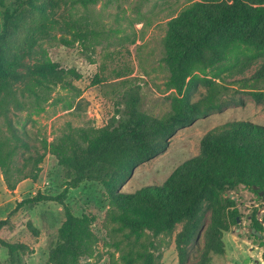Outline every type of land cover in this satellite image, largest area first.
I'll return each mask as SVG.
<instances>
[{
  "label": "trees",
  "instance_id": "1",
  "mask_svg": "<svg viewBox=\"0 0 264 264\" xmlns=\"http://www.w3.org/2000/svg\"><path fill=\"white\" fill-rule=\"evenodd\" d=\"M95 2L15 0L5 11L0 31V95L4 93L0 115L5 117L11 136L0 134V170L13 192L22 181H38L46 153H50L65 179L59 195L38 192L18 202L14 212L45 202L61 205L65 219L45 264H80L93 256L98 241L93 230L96 217L91 213L76 215L67 199L71 190L96 181L105 190L111 220L129 231L125 264H159L160 257L152 252L154 242L140 244L139 239L145 232L154 237L171 234L178 223H183L176 237L180 264H216L215 257L225 255L224 233L239 223L240 211L231 194L244 186L264 198V125L245 120L218 125L201 139L200 153L177 166L162 184L135 192H121L119 186L132 177L135 166L160 155L179 128L192 125L207 113L206 107L215 106L213 96L205 103L192 102L196 69L210 68L215 79L225 83L227 78L243 75L256 58H264V0H202L189 4L168 22L164 59L170 72L168 84L175 91L169 112L157 116L141 110L138 91L131 89L124 95L125 109L106 126L73 130L51 142L43 140V153L27 154L29 136L18 132L8 118L11 105L23 106L18 93L44 100L56 89L75 91L74 82L82 76L77 69L53 61L42 46L35 64L23 75L24 54L36 36L54 39L65 47L78 46L86 55L96 54L104 31L98 23L75 14L78 5ZM244 50L250 55L240 58ZM102 60L99 70L105 73L114 61L113 53L105 52ZM97 78L98 83L101 80ZM23 79L20 92L8 89ZM252 79L264 81V64ZM208 81L213 88L216 81ZM253 96L264 106L263 90H255ZM20 151L24 152L21 165L16 162ZM206 203L212 209V220L205 247L200 260L188 263L187 246L198 237ZM252 222L251 230L264 231V217L252 216ZM7 224L8 219L0 220V229ZM133 236L136 238L131 241ZM0 244L8 251L9 264H21V255L29 249L24 243L3 239Z\"/></svg>",
  "mask_w": 264,
  "mask_h": 264
},
{
  "label": "rangeland",
  "instance_id": "2",
  "mask_svg": "<svg viewBox=\"0 0 264 264\" xmlns=\"http://www.w3.org/2000/svg\"><path fill=\"white\" fill-rule=\"evenodd\" d=\"M0 31L5 11L15 0H0ZM202 0H96L95 3L78 5L77 17L98 23L103 30V44L96 54L86 55L78 46L65 47L58 41L36 36L26 50L20 72L36 62L40 47L48 50L53 61L63 68H75L81 79L74 82L75 91L56 89L44 100L18 93L23 102L21 108L10 106L8 118L18 132L29 136L30 151L27 154L43 153V140L54 141L65 133L81 128H102L125 109L124 95L137 90L140 109L161 116L171 110V96L175 95L168 84L170 72L164 59L165 37L168 22L189 4ZM111 51L114 61L105 73H101L102 54ZM235 53H241L236 50ZM250 55L242 51L240 58ZM94 60V61H90ZM264 58H256L243 75L227 78L225 83L215 79L212 69H196V84L191 88L194 103L206 102L211 96L215 106L206 107L207 113L187 127L179 128L168 140L165 150L154 159L135 166L132 177L119 186L121 192H135L143 186L160 185L184 161L200 153V142L206 133L229 121L245 120L264 125V106L254 99L255 90L264 91V81L252 79ZM122 73L124 75H122ZM97 76L100 78V82ZM25 79V78H24ZM24 79L14 82L9 90L21 91ZM208 80L216 81L213 88ZM4 93L0 95V102ZM209 105V104H208ZM0 134L10 137L4 116L0 115ZM16 158L21 165L22 155ZM42 172L37 182L25 180L10 191L0 170V220L8 224L0 229V239L9 243H24L28 250L21 255V264H45L49 250L58 240V229L65 219L64 210L55 202H45L33 207H23L14 212L17 203L35 196L38 192L59 195L64 189V172L57 159L46 153ZM240 211V222L224 233L225 255L215 257L216 264H264V231L262 238L252 233V216L264 217V198L250 189L240 186L232 194ZM264 195V193H263ZM261 195V196H263ZM67 203L76 215L91 213L96 217L93 230L98 238L91 258L80 264H125L123 255L129 246L128 230H122L111 220L110 205L104 188L96 181H87L71 190ZM202 225L196 240L189 246L188 263L200 260L212 220L208 203L203 211ZM29 225L37 230L32 233ZM178 223L173 233L154 237L145 232L139 243L154 242L152 252L159 256V264H180L176 237L182 231ZM136 237H131L133 241ZM139 244V245H140ZM138 245V246H139ZM0 264H9L6 248L0 244Z\"/></svg>",
  "mask_w": 264,
  "mask_h": 264
},
{
  "label": "water",
  "instance_id": "3",
  "mask_svg": "<svg viewBox=\"0 0 264 264\" xmlns=\"http://www.w3.org/2000/svg\"><path fill=\"white\" fill-rule=\"evenodd\" d=\"M255 189H257V187H255ZM261 195H263V192H261ZM231 197H232V195H231ZM262 211H264V210L262 209V210L259 211V216L262 213ZM238 222H240V219L239 218H238ZM252 233L255 234L256 236H258L259 238H262L263 237V234L260 233V232H258V231H256L255 228L252 229Z\"/></svg>",
  "mask_w": 264,
  "mask_h": 264
},
{
  "label": "built area",
  "instance_id": "4",
  "mask_svg": "<svg viewBox=\"0 0 264 264\" xmlns=\"http://www.w3.org/2000/svg\"><path fill=\"white\" fill-rule=\"evenodd\" d=\"M226 264H230V263H226Z\"/></svg>",
  "mask_w": 264,
  "mask_h": 264
}]
</instances>
